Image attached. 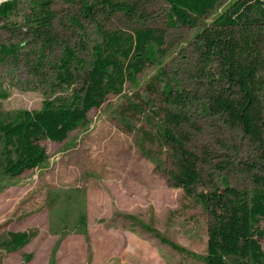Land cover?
Listing matches in <instances>:
<instances>
[{
    "label": "rangeland",
    "instance_id": "rangeland-1",
    "mask_svg": "<svg viewBox=\"0 0 264 264\" xmlns=\"http://www.w3.org/2000/svg\"><path fill=\"white\" fill-rule=\"evenodd\" d=\"M10 0H0V3ZM54 14L50 46L28 27L30 0H17L12 15L0 18V114L75 106L81 81H62L58 73L65 47L82 61L71 69L82 75L103 32L131 35L144 28L164 32V53L148 63L120 95L110 94L91 109L86 123L61 143L41 140L47 161L18 177H0V264H202L210 218L195 197H186L169 179L170 163L157 144L161 90L165 83L194 89L190 42L234 0H225L197 27L169 28L166 4L144 2L142 17L95 13L87 19L80 3L50 0ZM135 1V0H134ZM33 19V18H32ZM4 47L15 51L4 54ZM75 71V72H74ZM160 71L164 77H160ZM264 104V92L261 94ZM189 129L200 156L195 193L227 184L253 190L264 178V153L240 130L194 113ZM208 149L212 165L201 151ZM160 164V168L156 165ZM229 166L227 169L222 166ZM254 167V168H253ZM264 226V221L261 222ZM9 232H34L22 249L6 248ZM161 236L187 250L162 245ZM264 252V238L260 241Z\"/></svg>",
    "mask_w": 264,
    "mask_h": 264
},
{
    "label": "trees",
    "instance_id": "trees-1",
    "mask_svg": "<svg viewBox=\"0 0 264 264\" xmlns=\"http://www.w3.org/2000/svg\"><path fill=\"white\" fill-rule=\"evenodd\" d=\"M17 0L0 3V18L7 20ZM33 15L27 18L36 38L50 46L53 41L50 0H30ZM80 3V14L90 19L97 13H121L131 19L142 17V1L166 4L169 28L197 27L198 21L212 13L225 0H68ZM33 18V19H32ZM164 32L144 28L131 35L103 32L93 48V58L82 75L71 69L82 61L74 50L65 47L58 73L62 81H81L75 106H52L40 111L0 114V177H18L40 168L48 159L41 140L61 143L68 134L86 123L91 109H98L110 94L120 95L126 81L134 82L148 63L164 53ZM194 61L193 88L165 83L161 90L157 144L170 163L169 179L186 197H195L207 212V245L202 264H264L260 241L264 238V178L254 176L255 188L237 189L227 184L206 193H195L200 181L197 163L200 156L192 148L189 129L195 128L194 112L221 121L227 128L240 130L264 153V0H234L212 23L197 32L190 42ZM4 54L15 51L4 47ZM160 57V56H159ZM84 65L80 68L83 69ZM75 72V71H74ZM159 78L164 77L160 71ZM206 165H212L208 149L201 151ZM161 165H156L160 168ZM229 166H222L227 169ZM254 168V167H253ZM34 232H9L6 248H24ZM180 254L190 252L156 236ZM193 257V256H192Z\"/></svg>",
    "mask_w": 264,
    "mask_h": 264
}]
</instances>
